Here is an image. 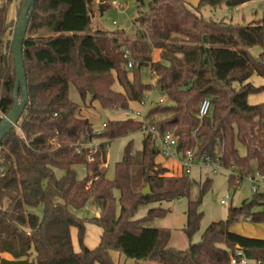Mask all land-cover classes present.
Masks as SVG:
<instances>
[{
  "label": "trees",
  "instance_id": "trees-1",
  "mask_svg": "<svg viewBox=\"0 0 264 264\" xmlns=\"http://www.w3.org/2000/svg\"><path fill=\"white\" fill-rule=\"evenodd\" d=\"M12 1L0 0V121L13 104L11 40L5 39L12 26L7 18ZM247 1L199 0V5L236 7ZM94 2L35 0L22 43L28 102L17 126L0 142V264H116L112 252L154 264H229L236 250L264 262V239L231 230L241 220L264 224V186L192 242L199 227L198 201L189 199L186 175H168L169 169L156 162L160 146L155 134H142L139 151H133L130 139L112 177L106 175L108 145L149 126L176 137L179 158L189 150L195 160L237 171L239 180L257 173L264 182V102L247 100L263 89L249 79L264 77V17L225 24L197 16L185 0H150L130 39L121 31L93 29ZM108 6L101 0L99 13ZM254 46L263 52L252 55ZM154 50H159L157 61L152 60ZM143 67L154 82L141 80ZM115 83L120 91L112 88ZM70 85L82 104L69 98ZM153 90L164 94L167 103L149 108L143 120H107L98 132L81 115L87 100L102 109L128 110L130 102H140ZM204 99L210 110L199 118ZM237 144L244 147L243 156ZM76 165L85 168L82 179ZM138 180L141 185L135 188ZM146 185L150 193L142 194ZM182 197L188 198L183 227L188 246L183 250L169 245L168 228L144 225L167 209L153 207L146 216L133 218L142 204ZM90 206L97 215H75ZM87 224L101 229L92 248L84 241Z\"/></svg>",
  "mask_w": 264,
  "mask_h": 264
},
{
  "label": "rangeland",
  "instance_id": "rangeland-1",
  "mask_svg": "<svg viewBox=\"0 0 264 264\" xmlns=\"http://www.w3.org/2000/svg\"><path fill=\"white\" fill-rule=\"evenodd\" d=\"M150 0H104V3H108L109 6L102 13L98 11V4L101 0H95L92 8V27L94 30H102L103 32H124L122 36L124 38H135L134 23L140 17L141 13L147 14L148 3ZM187 8L195 12L197 16L202 17L206 20H214L223 22L225 24H243L250 20H258L264 17V0H249L244 4L236 7H231L225 4L218 6H200L199 0H185ZM23 0H13L9 6L7 18L12 24L9 32L5 39L11 40L12 32L15 26L18 12L22 5ZM251 54L258 56L259 53L263 52V49L254 46L249 49ZM257 75V74H256ZM252 75L250 82L254 86H263V89L257 93L250 94L247 98L251 104L264 102V77ZM130 77V75H129ZM141 80L145 83L154 82V77L150 76L147 67L141 69ZM118 84H114L112 88L118 89ZM237 86V84H235ZM69 98L78 103L82 104V101L78 95L77 90L74 86H69L68 91ZM148 96V100L142 106L139 102L129 103V109L139 110L143 115L148 111L149 108L154 107L157 104H166L167 101L158 102L162 97L161 93L157 90L147 92L144 98ZM87 103L89 100L86 101ZM92 107L88 113V119L93 125L95 131H101L103 129V123L107 120H114L116 117L126 118L123 109H102L97 101L91 102ZM87 108V106H86ZM81 115L85 117V111L81 112ZM132 140L133 151H139L141 149L142 135L135 133L125 138L117 139L112 141L107 147V177H112L114 164L119 161L123 155V148L125 144ZM158 141V140H157ZM97 142H95L96 144ZM238 153L240 155L245 154V149L241 144H237ZM174 150V149H173ZM169 157H164L160 153L156 157V162L161 163L163 166H169L168 175L179 176L183 174L181 172L180 165L182 160L178 159L176 153H173ZM254 165V163H252ZM213 168L212 163H205L201 160H194L190 168V173L186 175L190 180V194L189 199L198 201L196 205V211L200 214L198 230L192 235L191 241L196 242L200 240L201 234L204 229L214 221L224 220L227 218L228 211L231 207L239 206L243 201L249 200L254 192L251 188V182L249 177L242 180L237 178V171H233V181L229 183L231 172L227 169L220 167ZM76 176L82 179L85 176V168L82 165H76L74 167ZM209 185L206 187V182ZM261 181V180H260ZM141 185V181L138 180V188ZM261 190V188H259ZM224 201V203H221ZM188 198L182 197L175 200L153 202L148 204H142L138 207L134 219H140L147 215L149 209L153 207H162L167 209V213L161 217H155L152 220L145 222V226L168 228L171 232L170 245L173 248L183 250L188 246V239L183 231V227L186 223L185 211L187 209ZM119 206L117 204V212ZM75 215L80 218H90L94 216L95 210L91 208H82L74 211ZM264 226V224H253L247 220H241L231 226L241 229L240 231L251 234L249 237L260 238L254 235H263L262 231H254V228L258 226ZM88 227V226H86ZM89 228V227H88ZM262 228V227H260ZM87 229V228H86ZM233 231V230H232ZM242 232H236L242 235H247ZM96 239V230L91 227L89 233L85 234V244L88 247H92V241ZM116 264H153L150 261H136L128 258L122 254L119 257H114ZM248 264H264L257 263L254 260L247 259Z\"/></svg>",
  "mask_w": 264,
  "mask_h": 264
},
{
  "label": "water",
  "instance_id": "water-1",
  "mask_svg": "<svg viewBox=\"0 0 264 264\" xmlns=\"http://www.w3.org/2000/svg\"><path fill=\"white\" fill-rule=\"evenodd\" d=\"M34 4L35 0H23L11 36V51L14 68L13 104L8 114L0 121V142L13 128L17 126V123L28 102L25 68L22 56V43L26 35V30L34 9ZM18 90H20V96L18 94ZM148 193H150V190L149 186L146 185L142 189V194Z\"/></svg>",
  "mask_w": 264,
  "mask_h": 264
},
{
  "label": "built area",
  "instance_id": "built-area-1",
  "mask_svg": "<svg viewBox=\"0 0 264 264\" xmlns=\"http://www.w3.org/2000/svg\"><path fill=\"white\" fill-rule=\"evenodd\" d=\"M127 52L125 51L124 53V57H127ZM128 67H131V62L128 63L127 65ZM148 100V96L147 97H143V99L139 102L140 105H144L146 103V101ZM166 100V96L163 94L162 99L160 101H164ZM210 110V102L208 99H204L199 106L198 109V117L202 118L204 116H206L209 113ZM126 116L138 119V120H143V113L140 111H126L125 112ZM104 126V123L103 125ZM142 134H146V133H152L155 134L158 138L159 141V146H160V154L164 157H169L172 155V150L173 153H175V148L177 145V139L176 137L169 131L164 132L162 134H159L155 129H153L152 127L149 126H144L143 130L141 132ZM89 147H94L93 144H88ZM94 150V149H93ZM92 150V151H93ZM89 160H91V157H88ZM180 160H182V164L180 165L181 167V172L184 175H188L190 173V168L192 166L194 159V155L192 151H185L182 155ZM202 162L205 163H212L213 164V168L216 169L217 166H214V164L216 165H220V163L215 162V161H203L202 159H200ZM231 173H233V171L229 170ZM250 182H251V188L253 192H256L259 190V188H263L264 186V182H263V178L262 176H260L259 174H255L253 177H249ZM261 180V181H260ZM221 203H224V201H221ZM260 263V262H259ZM229 264H248L247 259L243 256V254L241 253V251L236 250L231 256H230V262Z\"/></svg>",
  "mask_w": 264,
  "mask_h": 264
},
{
  "label": "crops",
  "instance_id": "crops-1",
  "mask_svg": "<svg viewBox=\"0 0 264 264\" xmlns=\"http://www.w3.org/2000/svg\"><path fill=\"white\" fill-rule=\"evenodd\" d=\"M250 21H252V20H250ZM250 21H248V22H250ZM247 23V22H246ZM246 23H243V24H246ZM152 60L153 61H157V60H159V50H154L153 52H152ZM254 75H256V74H254ZM257 76V75H256ZM252 77V76H251ZM250 77V78H251ZM258 77V76H257ZM250 80V79H249ZM118 87V89H120V87L119 86H117ZM121 90V89H120ZM161 93V92H160ZM161 95L163 96V94L161 93ZM162 99V97L159 99V101L158 102H162V101H160ZM130 103H132V102H130ZM86 106H87V108H86ZM91 107H92V104L90 103V102H86L84 105H81V112L82 111H85V114H87V115H85V117L86 118H88V113H89V110H91ZM126 111H137V110H133V109H128V110H125V112ZM139 111V110H138ZM125 112H124V115L126 116V114H125ZM127 118V117H126ZM115 119H125V118H119V117H116ZM141 135H142V133L141 132H139ZM176 153V152H175ZM176 156L178 157V159H180L179 158V155L176 153ZM107 162H108V155H107ZM107 162H106V165H107ZM165 167H167L168 169H170L169 168V166H167V165H164ZM98 213L97 212H95V214L94 215H97ZM257 225V224H256ZM87 226L89 227H86L87 229V233H89V230H90V228L91 227H93L95 230H96V239L94 240V241H92V243L91 244H94V245H92V247H94L97 243H98V241H99V235H100V233H101V229L100 228H98V227H96V226H94V225H91V224H87ZM259 228H254L255 230L254 231H256V230H258V231H262L263 232V235H254V236H259L261 239H264V226H258ZM260 227H262V228H260ZM231 230H233L234 232H242V231H240L241 229H239V228H237V227H233ZM242 233H244V232H242ZM244 234H247V233H244ZM242 235V234H241ZM251 234H247V235H244V236H250ZM255 238V237H254ZM71 239H72V243H73V246H74V249L75 250H78V245H77V241H76V230L74 229V228H72L71 229ZM85 241V240H84ZM169 245H170V242H169ZM171 246V245H170ZM92 247H90V248H92ZM1 257H3V258H5V259H10L11 257L7 254V253H2L1 254ZM112 257H113V260H114V257H119V253L118 252H112ZM256 262V261H255ZM258 263V262H257ZM260 263H264V262H260ZM154 264V263H153Z\"/></svg>",
  "mask_w": 264,
  "mask_h": 264
}]
</instances>
